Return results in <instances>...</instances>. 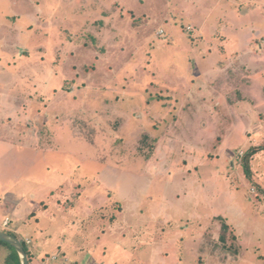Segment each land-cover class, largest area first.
Returning a JSON list of instances; mask_svg holds the SVG:
<instances>
[{
    "label": "rangeland",
    "instance_id": "374dc122",
    "mask_svg": "<svg viewBox=\"0 0 264 264\" xmlns=\"http://www.w3.org/2000/svg\"><path fill=\"white\" fill-rule=\"evenodd\" d=\"M25 2L0 0V229L34 251L66 245L71 264H264V149L251 176L242 161L264 144L260 64L215 53L210 67L204 51L263 21L264 0H115L110 40L69 32L83 22L64 0L39 17ZM54 172L58 193L82 194L47 216Z\"/></svg>",
    "mask_w": 264,
    "mask_h": 264
},
{
    "label": "crops",
    "instance_id": "0c3cea01",
    "mask_svg": "<svg viewBox=\"0 0 264 264\" xmlns=\"http://www.w3.org/2000/svg\"><path fill=\"white\" fill-rule=\"evenodd\" d=\"M64 1L68 4L65 3L66 4V6H65L66 11L64 13H62L61 15L67 19H72V20H76V21H77V19H79V20H82V22H83L82 23L83 26L81 28L80 27H78V28L72 27V26L65 27V28L69 29V32L73 31L74 32L73 34L75 35V34H78L79 32H82V31L83 32L89 31L90 33H93V35L95 37H98V38H101L102 35L104 36V34L107 33L106 35H107L108 39L110 40L111 31L113 32V30L111 29L112 28L111 22L113 21V18L116 15V10H115L114 4H113L115 0L112 1L111 6L103 7L101 9H99V7H94L92 9V7L94 5V2H93L94 0H91L90 3L88 2L89 0H80V1L79 0H77V1L76 0H64ZM78 1L81 2V8L78 7L77 10L75 9L74 11H71L73 13L72 14L71 12L68 11V8L71 6V3H75ZM27 2L34 5L33 8L36 9L34 11V13H36V14L38 13L37 14L38 17L42 13V12H38V8H41L39 10L43 11L44 15L47 14V12L45 11V8H43L44 7L43 0L41 1L40 6L35 4L34 0H27ZM27 2H25V3L27 4ZM250 10L252 11V10H254V8L253 7L248 8V12L246 15H250L252 13V12L250 13ZM52 11L53 12H52L51 16H54L55 14H59L57 9H53ZM239 16H241V15H239ZM263 16H264V12H263ZM75 18H77V19H75ZM258 18L259 17H257V19L249 20L248 22H252V24H250V25L239 26L237 24V26L235 27L236 29L233 27L235 30L234 32L225 31L223 33L221 30H217L212 34V40H214V41L218 40L219 43H217V45H214L212 47L209 46L208 48H206L207 50H204L206 52L205 53V55H206L205 59L212 61V65L210 67H217L215 64V61L217 58L223 57V55H226V57L229 56V59H230V57L235 58L237 54L238 55L241 54L242 57H244L246 55L245 57H247V59H249L250 62L260 64V67L256 70H254V80H255L254 82L256 83V86H262L264 84V79H263L264 78V46L262 48H261V46L257 47V45H258L257 42H259V40L261 41L264 38V27L260 25L262 22H264V20L262 21L261 19L259 20ZM231 21H233V20H231ZM227 23L229 24L230 22H227ZM227 23H224V24L226 25ZM89 25H90V28L87 29V26H89ZM231 25L234 26L233 24H231ZM61 26H63V25H61ZM97 26H98V28H97ZM201 28H202V26H201ZM259 28H261V29H259ZM237 29L240 31V33L238 32ZM95 30H97V32ZM243 33L247 34V36L245 38L243 37ZM214 34H216V36H214ZM218 34L220 36H218ZM237 34L241 35V37H240L241 41L240 42H239V38H238ZM98 35H101V36L99 37ZM102 39L104 40L106 38H102ZM241 42L246 44L245 48L240 47L239 43H241ZM199 46H200V44L197 45V47H199ZM223 48L225 51L223 50ZM223 52H225V53L223 54ZM215 53L216 54L219 53V56L216 57V59H214V58L211 59V57ZM202 57H203V55H201V58ZM246 81L249 82L248 80H246ZM249 87L250 86H248V85L243 86L244 89H247ZM259 88L260 87H257V89H259ZM216 94L219 95L220 99H223V96H220V94L218 92H216ZM214 95L215 94H213L212 96H214ZM242 95L244 97V94H242ZM257 96L259 97V95H257ZM57 173L58 172H54L48 176L49 181H47V182L52 183V186H53V187L51 186V188H50L51 196L49 195L50 197L48 198V200L42 201V205H40L38 210H37V211H39V212H41L47 216L53 215V212L51 211V204L47 203V202H51V201L55 202L59 207L64 208V209H68V206L73 209V207L75 206V202L78 200V198L82 194V193L78 194V193L74 192V188L72 187L74 185H71L70 187H68V189L66 191H64L63 193H58V191L61 189V187H64V182H62V183L60 182L61 178L59 176H56ZM57 180H59V181H57ZM49 183H47V184H49ZM74 187L77 188V186H74ZM73 193L76 194L77 196L75 195L76 197H74L73 195H71ZM33 207H35V205L34 206L29 205L27 208L31 210V208H33ZM99 208H101V206ZM118 208H123V206L120 204V206ZM17 210L20 211L19 208H17ZM19 211H17V214L20 213ZM34 213H36V212H34ZM33 216H35L37 218L36 214H34ZM7 219L8 218L6 217L4 219V221H6ZM37 219H39V218H37ZM116 219L118 221V218L116 217V215L111 218V220H110L111 226L110 227H112L115 224ZM4 221L1 223V227L8 228L10 225H12V223L5 225ZM38 229H40V228H38ZM0 230L8 232V233L13 232L17 235L18 238H20V236L18 234L21 233V230H19V228L17 226H15V227L13 226L12 228H9V230H12V231H7V230H3V229H0ZM104 230H106V228ZM28 237L25 238L26 239L25 242H26L29 250L31 251V254L29 256L30 264H71V263H78L79 262V261L75 260V258L70 256V254L67 253V251L65 250L67 248L66 245L65 246H62V245L58 246L57 250L59 249V251L56 250L53 253L49 252L47 250H43V249L38 250V251H34V249L36 248V246L33 245L34 239H32V237L31 238L30 237L28 238ZM28 239L31 241L30 243H27ZM70 243H71V241L69 240L67 242V245ZM56 252H58L59 255ZM60 257H62V258H60ZM32 259L34 260V263H33ZM59 259H61V260L57 261ZM83 262H85V264H91L90 263L91 261L89 260V258L85 259Z\"/></svg>",
    "mask_w": 264,
    "mask_h": 264
},
{
    "label": "trees",
    "instance_id": "16d2710c",
    "mask_svg": "<svg viewBox=\"0 0 264 264\" xmlns=\"http://www.w3.org/2000/svg\"><path fill=\"white\" fill-rule=\"evenodd\" d=\"M262 149H264V144L260 145V146H256L254 148H252L251 150H249V152L243 156L242 158V161H243V166H244V169H245V173L248 175V176H251L252 175V168H251V158L258 152V151H261ZM223 227H224V230L226 227H228V224H223ZM15 236H17L15 233L13 232H9ZM225 234H222V240L225 238L224 237ZM22 242H23V245H24V248L28 254V257L30 256L31 254V251L29 250L26 242L24 239H21ZM224 241V240H223ZM0 244H6L8 245L10 248H11V252L7 255V258H6V264H22L21 263V259H20V256H19V253L17 252V250L10 244L0 240Z\"/></svg>",
    "mask_w": 264,
    "mask_h": 264
},
{
    "label": "water",
    "instance_id": "95a60500",
    "mask_svg": "<svg viewBox=\"0 0 264 264\" xmlns=\"http://www.w3.org/2000/svg\"><path fill=\"white\" fill-rule=\"evenodd\" d=\"M0 240L12 245L17 250L22 264H30L28 254L20 238L13 234L0 230Z\"/></svg>",
    "mask_w": 264,
    "mask_h": 264
},
{
    "label": "built area",
    "instance_id": "2783aa9c",
    "mask_svg": "<svg viewBox=\"0 0 264 264\" xmlns=\"http://www.w3.org/2000/svg\"><path fill=\"white\" fill-rule=\"evenodd\" d=\"M242 155H243V153H242ZM4 224H5V225H8V224H9V219H7V220L4 222ZM30 242H31V241L28 239V240H27V243H30Z\"/></svg>",
    "mask_w": 264,
    "mask_h": 264
}]
</instances>
